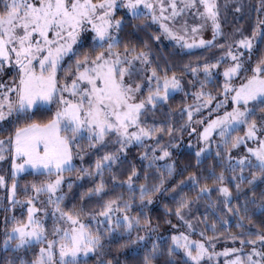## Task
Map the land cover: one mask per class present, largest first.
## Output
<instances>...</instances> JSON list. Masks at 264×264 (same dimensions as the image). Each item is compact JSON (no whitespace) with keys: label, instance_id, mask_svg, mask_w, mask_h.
<instances>
[{"label":"snow or ice","instance_id":"1","mask_svg":"<svg viewBox=\"0 0 264 264\" xmlns=\"http://www.w3.org/2000/svg\"><path fill=\"white\" fill-rule=\"evenodd\" d=\"M118 8L126 9L133 20L139 19L141 24L144 23V18L150 17L154 24H159L166 37L175 40L182 48L211 47L216 37L221 35L216 0H0V70L5 64L13 65L17 69V74L12 78L10 85L0 83V121L9 118L25 121L17 124L14 132H11L6 140L0 139V160L5 159L6 150L11 151L13 182L8 188L10 203L28 205L26 219L13 217L11 226L5 229L4 245L6 250L10 249L13 252L26 247L30 249L35 244L40 245L34 259L31 261L21 259L20 264H79L80 254L86 256L101 248V234L99 231L93 232L89 225L82 221L81 212L64 211L60 206L61 201L65 199V195L60 191L64 173L70 172L73 168V145L87 132L89 147L96 148L99 145L103 148L106 137L115 134L113 143L120 145L116 152H105L103 156H98L91 170L77 169L79 176L86 174L100 177L95 187L90 188L87 194L103 196L107 189L104 180L105 169L110 170L111 166L119 161V153L133 142L143 143L146 137L158 140L159 136L156 134L164 131L160 126H142V114L149 105L154 109L159 102L167 101L171 92L181 90L183 87L175 73L169 76L165 72L160 76L156 68L146 71L143 66L151 63L146 52H136L135 46L130 48L127 43L123 52L119 50L118 33L125 20L122 17L114 19ZM200 8L203 11H200ZM190 11L201 21L200 23L189 26L187 16ZM181 19L183 22L177 24L176 21ZM208 21H211L212 39L205 40L202 37L196 39ZM89 30L93 34L91 37L93 50L97 46L100 50L95 51L94 55L85 50L81 55L78 46L83 34ZM257 37L264 41V18L258 20L251 36H244L234 42L235 52L232 50L233 45L228 44L229 50L217 57L215 62L202 65L204 79L199 82L201 90L193 93L194 105L185 104L182 109L187 112V123L190 124L194 114L210 108L213 102L215 108H212V113H216L222 105L227 104V98L231 96L230 111H224L222 115L216 114L214 118L210 113L206 124L204 117L196 121L197 124H204L203 130L199 132V139L204 142V147L197 150L196 157L199 163L201 154L209 146L214 134L222 138V143H227L228 137L243 126L244 135L232 136L227 149L230 152L231 149L244 144L248 153L238 158L231 155L227 157L228 161H235L231 165L233 170L237 165L240 168V176L236 183L238 192L242 190L241 186L246 179L247 186L251 187H255L257 180L264 182V137L258 135V131L264 130V125L258 128L256 121L249 119L256 105L264 106V55L251 68V75L240 77L241 72L248 71L241 49L248 52L247 61L250 62ZM154 39H159V36H154ZM72 56L76 57L73 62L74 72L71 71L72 64H69L65 69L66 77L61 81L58 77L61 68L64 67L62 62ZM225 59H230L232 63H229L222 73L224 79L221 87L225 99L218 100L212 93L204 92L203 88L212 81V70L217 69ZM137 61L141 66L139 68L136 66ZM185 68H188V65H185ZM190 71L191 75L196 77L201 71V66L197 64ZM68 73L72 75L70 83L67 79ZM136 74H140L142 79L134 80ZM234 78H240L242 82L234 84ZM145 82L148 91L146 96H141ZM53 103L57 107L50 118L44 121L31 119L33 110L50 109ZM261 112L264 113V107L261 108ZM172 131V127L169 126L168 134L170 135ZM248 140L256 143V147H248L246 144ZM157 148L160 149L159 157L155 155L149 157L147 152L141 153L142 157L150 161L146 168L153 166L156 160L170 156L167 145L157 144L152 149L153 153ZM216 154L219 156V151ZM17 160L21 163H17ZM28 167L36 173L55 178L47 179L39 185L33 183L31 187L34 195H26L23 201H18L15 198L16 176ZM165 167L171 176L174 171L173 165L169 163ZM246 167L258 171H252L251 178L248 179L243 174ZM157 171H160L159 166ZM147 175L145 172V179ZM136 178L138 173L133 167L127 178L120 181V186L127 185L131 191L135 188ZM188 179H191L194 185L198 182L194 173H190ZM218 179L221 182L219 192L224 197L225 207H228L232 194L223 184L225 179L223 172ZM232 179L237 180V177L234 175ZM111 180L113 186H116L115 174ZM164 180L161 172L159 182L154 184L151 190L145 183H141L139 185L141 202L146 199L151 203L153 194L163 190ZM177 183L182 185L183 181ZM0 185H5L4 176H0ZM68 187L71 189L72 184L69 183ZM173 189H177V185H173ZM24 191L28 192L27 186ZM210 191L208 185L200 188V194ZM41 193H47V203L53 205V217L59 221L53 225V239L48 238L45 218L39 215L40 212H46V209L36 207V200ZM84 195H81V199ZM119 201L120 197L106 200L99 215L107 220L106 233L113 231L114 224L116 229L123 226L125 232L130 234L134 226L141 224V220L139 216L127 215L131 208V200L124 201L122 207ZM189 203V198L182 195L176 207V215L181 220H184L182 209L188 207ZM228 210L232 211L231 208ZM236 211L238 213L239 209ZM56 213H59V217H56ZM116 213H123V216ZM92 219L95 220V216ZM143 223L147 226L149 221L144 220ZM185 223L192 229L191 222ZM224 223L227 224V221ZM239 226L238 223L237 227ZM211 227L215 230V222ZM200 235L204 236L205 233L201 231ZM145 239L146 236H137L127 243L136 244ZM231 239H240L242 246L249 243L253 247L244 256L238 254L243 252L242 247L225 248L223 252L209 251L205 240L211 244L213 237L193 240L186 233L180 232L172 235L168 254L172 256L176 249L182 250L187 258L184 264H203L205 257L211 261L221 255L228 257L230 254L233 258L225 259L224 264H264V251L256 247L258 242L264 245V235H258L256 239L248 241L236 236ZM125 246L127 245H121ZM157 249L158 245L153 242L152 252L155 253ZM8 264L13 262L9 260ZM107 264H113V261L108 260ZM144 264H153L147 254L144 257Z\"/></svg>","mask_w":264,"mask_h":264},{"label":"trees","instance_id":"2","mask_svg":"<svg viewBox=\"0 0 264 264\" xmlns=\"http://www.w3.org/2000/svg\"><path fill=\"white\" fill-rule=\"evenodd\" d=\"M237 1L218 0V6L225 12L226 16L225 21L221 23L222 34L216 38L213 46L189 52L178 50L173 45L162 44L158 39H154V36L161 37L160 29L149 18H144L143 24H141L139 19L133 20L129 16L123 18L125 23L118 33L120 37L119 49L123 50L124 45L127 43L130 48L135 46L137 52H148L149 60L151 61L150 67L156 68L160 76L164 75L165 72L169 76L173 73L180 76L183 88L181 92L169 96L167 101L159 102L154 109L148 106V109L142 114L141 118H143L144 126H160L164 131L156 134L159 136L158 140L149 138L147 146L129 144L123 152L119 153V161L113 164L110 170L105 169L104 180L107 189L103 196H97L94 193L91 195L87 194L90 188L95 187L100 177H92L86 174L79 176L77 169L87 168L91 170L98 156H103L105 152H116L120 145L113 143L115 134L113 133L106 137V144L103 148L99 145L96 148L89 147L88 139H83L79 144L73 145L75 165L70 172L66 171L64 173L65 179H68L72 187L71 189L68 187L69 183L64 187L63 194L65 199L61 201L60 206L64 211H80L82 221L87 223L93 232L99 231L102 237L100 259H102L103 264H107L108 260H112L113 264H144L146 254L149 255L153 264H184L187 258L179 250L176 249L172 256H169L168 247L171 244V239L167 233L163 234L167 235L165 238L155 237L152 234V227L154 226L158 230L165 231L169 225H174L180 221V218L176 215V207L182 195L190 200L188 207L182 209V214L187 212L190 215L189 218L197 220L199 226L207 233L212 223L215 222L216 227L221 228L222 232L227 234L232 232L234 236L242 237L244 240L256 239L258 235H264V182L257 180L255 187H251L247 186L246 179L241 186L242 190L238 192L236 183L240 176V168L233 170L227 160L225 150L214 147L209 154L200 157L198 163L196 153L181 144L182 139L189 131L187 112L182 111V109H184L185 104H189V97L184 96V94L189 90L190 69L199 64L201 66L199 74L204 79L202 65L215 62L217 57L226 52L225 48H227L228 40H231L234 36L237 37L239 26L243 30H251L246 28L250 27L249 22L252 17L247 13L242 17L236 13ZM220 45H224V47H219ZM87 48L93 54H95V51L100 50L98 46L93 50L91 45L86 46L84 44H81L78 50L83 55ZM255 51L257 59L264 55V41L259 39ZM75 58L73 57V60H71L72 63ZM185 65H188V68H185ZM205 86L212 89L214 87L220 88V83H207ZM256 107L261 109L264 106L256 105ZM52 112H54L52 108L37 109L32 112L31 119L44 121L50 118ZM24 122L13 123L5 130L0 127V139H7L9 134L14 132L17 124ZM169 126L173 129L170 135L168 134ZM235 132L240 133L241 130L238 129ZM161 143L168 146L170 156L162 160H156L153 166L146 168L145 166L150 164V161L142 157L141 153L147 152L149 157L153 155L159 157L160 149L157 148L155 153H153L152 149ZM218 151L220 153L219 156L216 154ZM169 163L174 168L171 176L168 175V170L165 167ZM157 166L160 168L159 172L157 171ZM133 167L137 170L138 178L134 180L135 188L130 191L127 185L120 186V181H124L127 178ZM145 172L148 173L147 179H145ZM161 172L165 177L164 185H162L163 190L153 194L151 203H148L146 199L141 202L139 185L145 183L151 190L153 185L159 182ZM221 172H223L225 177L223 184L229 188L232 194L228 207H225L224 197L219 192L221 182L218 177ZM190 173H194L197 177L198 182L195 185L191 179H188ZM7 174V162H3L0 164V175L4 176ZM113 174L117 176L116 186H113L111 180ZM234 175L237 180L232 179ZM53 177L39 173L24 174L16 177V200L22 201L26 195L32 193L26 194L24 191L25 186H27L28 190H32L31 185L33 183L39 185L41 182ZM245 177L250 179L251 174ZM11 179H13L12 176ZM179 181H183V184H178L177 182ZM173 185H177V189H173ZM204 185H208L211 190L210 193L200 194V188ZM253 192L255 193L254 196ZM82 194H85L83 199H81ZM3 197L4 194L0 192V264H8L9 260L13 264H20L21 259L31 261L38 253L40 245L35 244L30 249L26 247L15 252L5 248L2 231L11 226L8 225L12 224L9 221L10 217L26 219L27 210L23 203H10L6 197H4L5 199ZM115 197H120L119 203L121 207L124 201L131 200V208L127 215L139 216L141 220V224L134 226L130 234L125 232L123 226L116 229L114 224L111 233L105 232L108 223L99 213L103 208L104 202ZM228 208H231L232 211L229 212ZM237 208L239 209L238 213L236 211ZM116 215L122 217L123 213H116ZM93 216H95V220L92 219ZM241 217H243L242 220ZM113 219H115V216ZM144 220L149 221L147 226L144 225ZM225 220L227 221V228H225ZM238 223L239 227H237ZM45 227L48 231V238L51 239L49 231L51 224L48 219H45ZM138 234L146 236V239L138 241L136 244L127 243L139 236ZM153 242L158 245L155 253L152 252ZM125 244L127 246L121 247V245ZM79 264H95V259H79Z\"/></svg>","mask_w":264,"mask_h":264},{"label":"rangeland","instance_id":"3","mask_svg":"<svg viewBox=\"0 0 264 264\" xmlns=\"http://www.w3.org/2000/svg\"><path fill=\"white\" fill-rule=\"evenodd\" d=\"M216 3L218 5V0H216ZM237 4H238V7H235V11H236V13L239 16L242 17V16H244L245 13H247L252 18H251V20L249 22L250 23V27L246 28V29H251L250 31L249 30H247V31L243 30L242 27L239 26L240 28L238 29L237 37H235V36L233 37V35H232L233 38L231 40H228L227 45L228 44H232L233 45L232 50L234 52L236 51V46H235L234 42L239 40V39H241L244 36H251L253 27L257 24L258 20L261 19V18H264V0H238ZM237 9H239V10H237ZM200 11H203V9L200 8ZM128 16L131 17V15L127 12L126 9L118 8L116 10V12H115L114 19L117 18V17L124 18V17H128ZM218 17H219V23H220V26H221V34H222V29L223 28H222V24L221 23L223 21H225L226 16H225V12H223L219 6H218ZM148 18L151 21V18L150 17H148ZM187 20H188L189 26H191L194 23H200L201 22L199 19L194 17L192 11H190L188 13ZM182 22H183L182 19L176 21L177 24H180ZM155 25L157 26V28L160 29L158 23H155ZM92 35L93 34L91 33L90 30L88 32H86L85 34H83V38H82L78 48L80 47L81 44H84L86 46H89V45L92 46V44H93L92 39H91ZM160 35H161V37L158 39L159 42H161L162 44L173 45L176 49L184 51V52H189V51H193V50H199V49L206 48V47H202V48L201 47H196V48H191V49L182 48L180 45L176 44L175 40L171 39L170 37H166L162 33L161 29H160ZM212 36H213V32H212L211 21H208L206 26L204 27L203 31L196 36V39H200L202 37L205 40H211ZM219 36H217V37H219ZM259 39L260 38L257 37V43L259 42ZM257 43H256V45H257ZM256 45L254 46V52L252 54V59H251L250 62L247 61L248 52L246 50H244V49H241V51L244 52L245 67L248 69V71L247 72H241L240 73V77H244L246 75H251V68L255 65V63L258 60L256 58V51H255ZM106 47H107V45H105V48ZM225 49H226V52L229 50L228 47L225 48ZM87 50L90 52L89 48H87ZM120 51L123 52V50H120ZM146 53L149 56V53L148 52H146ZM90 54L94 55L93 53H90ZM73 57L74 56L67 57L62 62L64 67L61 68V70L59 72V77H58L59 79H61V81H63L65 79V77H66L65 69H67L69 67V64H72V70L71 71L74 72L75 65H74V63L71 62V60H73ZM13 59H14V57H13ZM75 59H74V61H75ZM229 63H232V61L230 59H225L220 65H218L217 69H213L212 70L213 71V79H212V81L209 84H215L216 82H219L220 83V88L214 87V89H212L211 87H208V86H204V88H203L204 92L212 93V95L218 100H224L225 99V97L222 95V91L223 90H222V87H221L222 83H223V79H224L222 73H223L224 68L227 67L229 65ZM136 66L138 68L141 67L140 64H139V61L136 62ZM143 67H144V69L146 71H150V69H151L150 64L144 65ZM37 69H38V65H37ZM16 74H17V69L13 65L5 64L3 66V68H2V70H0V83H4L6 85H10L12 83V78ZM189 74H190V78L188 79V81H189V84H188L189 90H188L187 93L184 94V96L189 97V105H194L195 97H194L193 93L201 90L199 82L203 78H202L201 74H199V72L197 73L196 77H193L191 75V71H189ZM161 76H163V75H161ZM176 76H177L178 79H180L181 84L183 86V82L181 80V77L178 76V75H176ZM67 79H68V82L70 83L71 79H72L71 73L67 74ZM141 79H142V77H141L140 74H136L134 76V80H141ZM241 82H242V80L240 78H234V80H233V83L237 84V85L240 84ZM181 90H174L173 92L170 93L169 96H171V95H173V94H175L177 92H181ZM147 91H148L147 84L145 82L144 91L142 93H140V95L141 96H146ZM227 101H228L227 104L226 105H222L221 108L218 109L216 113H212V108H215V102H213V104L210 106V108L202 109L199 114H194L193 115L192 122L190 124L188 123L189 124V131L186 134V136L182 139V143L181 144H182L183 147H185L188 150L193 151L195 153L197 152V150L199 148L204 147V142H202L199 139V132H201L203 130L204 124H197L196 121L198 119H200L201 117H204V123L206 124L210 113H211V117L214 118V116L216 114L222 115L224 111H230L231 107H232L231 96L230 95L227 98ZM161 102H163V101H161ZM149 106H151V105H149ZM56 107H57V105L55 103H53L51 105V108L53 109V111L56 110ZM33 111H35V110H33ZM142 119L143 118H141V124H142V126H144ZM249 119L250 120L254 119L256 121V123H257L258 128H260L262 125H264V113H262L261 109H258L256 106H255V111H254L253 115L250 116ZM16 122H19V121H16L15 118H9L7 120L0 121V127L4 128V130H5V129H7V127H9V125H12L13 123H16ZM193 129H195L196 131L194 132ZM238 129H240L241 132L239 133V132H235L234 131L232 133V136H236V135L243 136L244 135L245 128L243 126H241ZM238 129H236V130H238ZM133 130H135V129H133ZM258 135L261 136V137H264V130L258 131ZM232 136L228 137L227 143H222L221 142L222 138L218 134H214L211 137V142L209 143V146L207 148H205V151L201 154V157L203 155L209 154L213 150L214 147H217V148L219 147V149L225 150V152L227 153L226 157L231 155L232 157L238 158L241 155H245V156L248 155V153L246 152V148H245L244 144H241L238 148L231 149L230 152L227 151L228 145L231 143ZM83 139H87V132H85V135L81 139H78L75 144H79ZM149 140L150 139L146 137L144 139L143 143L133 142L130 145L138 144V145H141V146L142 145L143 146H147V144L149 143ZM246 144H247L248 147H256V143H254L252 140L246 141ZM4 155H5V159L0 160V164H2L3 162H5V163L7 162L8 174L4 175V177H5V185H0V192H2V194H4V197H6L8 202H10L9 199H8V188L11 187L12 182H13L12 181L13 179H11V176H12L11 151L10 150H6L4 152ZM17 163H21V161L17 160ZM229 163L232 165V163H235V161H232V162L229 161ZM72 164H73V167H74V165H75L74 159H72ZM236 168H239V166L237 165ZM257 170L258 169H251V168H247L246 167L244 175L247 176L248 174H251L252 171H257ZM35 173L36 172H34L30 167H28L24 171L17 173L16 177L24 175V174H35ZM0 176H3V175H0ZM54 178L55 177H53L52 179H54ZM68 183H69L68 179H65V177H64V182L62 183V186H61V189H60V191L62 193H63L64 187ZM31 192H32V190L29 189L28 192H26V194L27 193H31ZM30 195H34V193L32 192ZM23 205L26 207V210H27L28 205L26 203H23ZM36 207L37 208H41L42 207V208L46 209V212H40L39 215L44 217L45 219L49 220V222L51 224V228H50L49 231H50L51 239H53V236H52L53 225H54V223L59 222V221H57L53 217V211H52L53 205H50V204L47 203V193H41L39 195V199L36 200ZM182 215L184 216V220L180 219V221L178 223H175L174 225H169L168 229H166L165 231L158 230L156 228V226L152 227V230H153L152 234L155 235V237H163V238H165L168 235V236H170V239H171L173 234H178L180 232H184L187 235H189L190 238L193 239V240H197V239L205 240V237L211 236V237H213V240H212L211 244H208L207 241L205 240V243H206L209 251L215 250L217 252H223V250L225 248H241L242 247L243 248V252L238 253L241 256H244L246 253L250 252L251 248L253 247V245H251L249 243H245L242 246L239 239H236V240L231 239V237L234 236V234L232 232H229L227 234L226 232H222L221 228H219V227H215V230H213L212 227H210L209 231L207 233L203 228H201L199 226V223L197 222V220H193L192 218H189L190 215L187 212L183 213ZM56 217H59V213H56ZM9 221H10V223L12 222V217H10ZM186 221L187 222H191V224L193 226L192 229L188 228L187 224L185 223ZM8 225H11V224H8ZM61 226L63 227L64 225L61 223ZM227 227H228V225L226 224L225 228H227ZM201 231H203L205 233L204 236L200 235ZM4 233H5V230L2 231L3 235H4ZM165 233H167V235H163ZM148 235L150 236V234H148ZM248 240L249 239H246L245 241H248ZM213 246H214V249H213ZM256 247H257L258 250L264 251V245L260 244L259 242L256 244ZM177 250H179L183 254L182 250H180V249H177ZM101 253H102V250L100 248L97 252H95V253H91L90 252L86 256L83 255V254H80L79 259L94 258L95 259V264H101V262H102V259H100L101 258ZM57 255H58V253H57ZM232 258H233V256L231 254L228 257H225V256L221 255L219 257L214 258L211 261H209L208 258L205 257L203 264H224L225 259H232Z\"/></svg>","mask_w":264,"mask_h":264}]
</instances>
